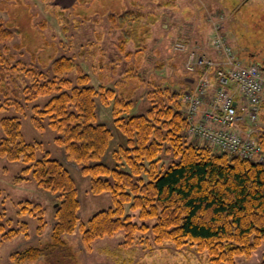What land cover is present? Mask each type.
Instances as JSON below:
<instances>
[{
  "label": "trees",
  "instance_id": "obj_1",
  "mask_svg": "<svg viewBox=\"0 0 264 264\" xmlns=\"http://www.w3.org/2000/svg\"><path fill=\"white\" fill-rule=\"evenodd\" d=\"M137 16L133 12L123 14L118 25ZM110 19L117 25L113 16ZM7 27L0 23L2 42L13 37ZM51 69L61 78L74 65L71 59L62 57ZM30 75L35 79L30 86L32 100L55 94L44 107L33 108V126L37 130L50 128L59 135L55 143L90 179L91 194H109L111 206L98 211L87 224L81 223L74 178L42 144L25 140L18 118H1L2 111L8 112L12 105H0V158L25 165L15 183L34 180L59 200L54 205L50 241L12 254L13 264L42 258L47 264H76L64 237L78 229L88 250L95 240L119 232H124L129 246L137 234L151 230L157 244L172 241L176 247L196 245L198 250L208 252L214 264H236L237 258L252 257L264 244V162L220 152L188 137L183 88L177 91L152 83L146 113L130 115L135 107L132 98L104 85L95 89L86 76L80 74L77 85L71 88L68 81L58 84V80L47 78L41 85L42 74L31 71ZM97 99L105 107L112 104L114 125L126 138V143L112 154L113 166L105 160L114 135L105 123H99ZM256 139L264 154V129ZM19 206L18 215L36 219V232L42 234L48 225L43 206L33 201ZM4 220L5 213L0 212V246L18 236H30L27 222L13 228L11 220Z\"/></svg>",
  "mask_w": 264,
  "mask_h": 264
},
{
  "label": "rangeland",
  "instance_id": "obj_2",
  "mask_svg": "<svg viewBox=\"0 0 264 264\" xmlns=\"http://www.w3.org/2000/svg\"><path fill=\"white\" fill-rule=\"evenodd\" d=\"M128 12L138 13V18L119 26V19ZM0 23L13 33L8 41H0V105H12L8 112L2 111L1 118H18L25 140L42 144L67 168L77 184L83 224L111 206L110 195H92L90 179L81 174L80 166L67 160L64 148L55 143L59 135L50 128L37 130L33 126V108L44 107L55 94L32 100L30 86L35 79L31 71L37 76L42 74L41 85L47 78L58 80V84L68 81L71 88L77 85L80 74L86 76L95 89L104 85L132 98L135 107L130 115H137L145 114L150 107L147 92L152 83L177 91L183 88L182 93L188 84L192 85L195 77L185 67L186 55L175 50L178 41H186L197 53L210 55L211 38L217 28L245 64L264 67V0H0ZM62 57L71 59L74 69L58 78L51 67ZM97 115L99 123H105L114 135L105 160L113 166L112 154L126 143V138L114 125L112 104L105 107L97 99ZM257 128H264V109ZM24 167L21 161L12 163L0 158V212L5 213L4 222L11 220L13 228L27 222L30 228L29 237L18 236L1 244L0 264H13L12 254L47 244L55 222L56 195L31 179L15 183ZM24 201L43 206L48 225L42 234L36 232V219L18 215L19 203ZM125 238L124 232L100 238L88 250L79 229L64 237L76 264H214L208 252L198 250L196 245L176 247L172 241L157 244L151 230L137 234L129 246ZM263 258L264 244L252 257L237 258L236 264H260ZM28 264L47 262L42 258Z\"/></svg>",
  "mask_w": 264,
  "mask_h": 264
},
{
  "label": "built area",
  "instance_id": "obj_3",
  "mask_svg": "<svg viewBox=\"0 0 264 264\" xmlns=\"http://www.w3.org/2000/svg\"><path fill=\"white\" fill-rule=\"evenodd\" d=\"M211 47L213 56L197 53L184 40L175 44L195 77L182 96L187 135L220 152L264 162L256 139L264 129L257 128L264 109V69L245 65L217 28Z\"/></svg>",
  "mask_w": 264,
  "mask_h": 264
},
{
  "label": "crops",
  "instance_id": "obj_4",
  "mask_svg": "<svg viewBox=\"0 0 264 264\" xmlns=\"http://www.w3.org/2000/svg\"><path fill=\"white\" fill-rule=\"evenodd\" d=\"M248 63H251V62H247V64H248Z\"/></svg>",
  "mask_w": 264,
  "mask_h": 264
}]
</instances>
